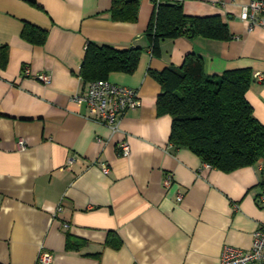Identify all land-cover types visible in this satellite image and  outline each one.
Instances as JSON below:
<instances>
[{
  "label": "crops",
  "instance_id": "obj_1",
  "mask_svg": "<svg viewBox=\"0 0 264 264\" xmlns=\"http://www.w3.org/2000/svg\"><path fill=\"white\" fill-rule=\"evenodd\" d=\"M138 1L130 22L112 19V0H0V264H37L41 249L51 264H219L224 245L247 250L264 225V160L225 172L170 143L172 118L158 114L150 75L190 53L208 74L249 68L246 98L264 125V29L240 19L250 0L182 1L188 16H219L232 38L166 39L160 57L145 36L154 2ZM25 24L47 32L43 45L22 37ZM88 42L143 49L133 73L108 77L142 100L115 133L75 99L90 82L80 75ZM123 140L128 157L118 155Z\"/></svg>",
  "mask_w": 264,
  "mask_h": 264
},
{
  "label": "trees",
  "instance_id": "obj_2",
  "mask_svg": "<svg viewBox=\"0 0 264 264\" xmlns=\"http://www.w3.org/2000/svg\"><path fill=\"white\" fill-rule=\"evenodd\" d=\"M138 0H112V19L134 22ZM145 36L152 56L160 57V43L166 39L202 37L226 41L232 38L219 16H188L181 3L161 0L146 28ZM22 37L43 45L47 32L25 24ZM143 49H116L111 45L88 42L80 75L85 82L108 79L112 72L133 73ZM7 59L5 49L0 63ZM161 91L157 97L158 114L172 118L169 141L187 148L210 167L225 172L254 165L264 160V125L254 116L246 93L253 80L249 68L208 74L201 56L188 54L180 66L169 65L150 71ZM114 233L107 244L118 249L122 241ZM112 237H114L112 239Z\"/></svg>",
  "mask_w": 264,
  "mask_h": 264
},
{
  "label": "built area",
  "instance_id": "obj_3",
  "mask_svg": "<svg viewBox=\"0 0 264 264\" xmlns=\"http://www.w3.org/2000/svg\"><path fill=\"white\" fill-rule=\"evenodd\" d=\"M161 0H153L156 6ZM176 3H182L184 0H170ZM240 19L248 24L249 30L254 28L264 29V0H250L241 9ZM26 74H30L28 68ZM45 84H49L51 78L49 75L42 73L35 75ZM255 78L261 79V73H255ZM77 101H85L88 111L96 121L108 126L112 133L119 131V124L122 117L131 110L141 107L142 100L136 88L120 85L111 82L108 79H99L89 82L87 93L83 96L75 97ZM18 148L23 150L26 145L23 139L18 140ZM130 147L127 141L119 143L118 155L128 157ZM104 173L109 172L106 163H101ZM172 174H167L164 179V187L168 188L172 184ZM177 199H182V194L178 193ZM264 203V192L259 198ZM68 226V225H65ZM53 255L47 250L41 249L37 264H51ZM219 264H264V225L259 227L253 235L251 247L247 250L224 245L221 252Z\"/></svg>",
  "mask_w": 264,
  "mask_h": 264
}]
</instances>
